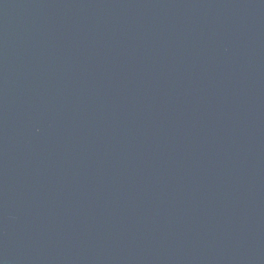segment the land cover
<instances>
[{
	"label": "water",
	"instance_id": "water-1",
	"mask_svg": "<svg viewBox=\"0 0 264 264\" xmlns=\"http://www.w3.org/2000/svg\"><path fill=\"white\" fill-rule=\"evenodd\" d=\"M0 264H264V0H0Z\"/></svg>",
	"mask_w": 264,
	"mask_h": 264
}]
</instances>
